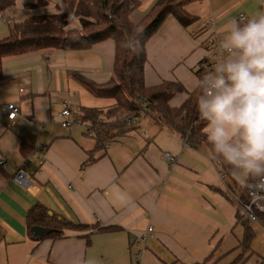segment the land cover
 <instances>
[{"label":"crops","instance_id":"obj_1","mask_svg":"<svg viewBox=\"0 0 264 264\" xmlns=\"http://www.w3.org/2000/svg\"><path fill=\"white\" fill-rule=\"evenodd\" d=\"M44 1L48 4L33 6L38 0H15L7 14L0 10V18L8 20L0 21V39L7 36L11 22L30 12H53L60 2ZM138 1L131 14L135 23L157 0ZM185 8L197 17L194 23L185 28L168 16L146 45L145 84L177 80L185 88L170 100L173 107L196 88L195 70L205 55L204 41L213 23L225 32L232 17L244 14L246 21L264 5L260 0H189ZM114 56L115 43L107 39L87 50L50 49L3 59L0 264H134L135 258L141 264H194L214 253L218 264H246L249 254L245 252L253 248L254 238L244 251L243 228L236 216L241 206L228 188L233 183L207 158L206 146L192 148L143 116L129 121L135 129L93 152L99 158L85 164L94 141L80 108H105L112 100L94 96L72 73L104 83L111 77ZM9 103L20 108L11 123L5 113ZM64 103L71 112L66 127L59 115ZM23 142L32 148L27 156L20 150ZM42 149L44 162L39 164ZM167 153L172 162L164 157ZM22 163L28 179L20 186L12 178ZM36 204L75 224L119 229L68 231L57 239L37 236L26 223L29 209ZM148 226L153 228L152 237L132 243ZM258 255L251 264L264 260V255Z\"/></svg>","mask_w":264,"mask_h":264},{"label":"trees","instance_id":"obj_2","mask_svg":"<svg viewBox=\"0 0 264 264\" xmlns=\"http://www.w3.org/2000/svg\"><path fill=\"white\" fill-rule=\"evenodd\" d=\"M188 1L157 0L137 23L131 20V14L139 7L138 0H60L54 5L53 12H30L22 19L11 22L7 36L0 39V77L3 73L4 58L50 49L87 50L96 43L112 39L115 43L114 65L111 77L106 82L97 83L79 72L72 73L73 78L94 96L112 100L105 108H80V117L87 126V134H93L94 141V151L88 153L85 164L99 158L93 156V152L102 150L106 144L135 129L130 127V122L143 116L153 119L170 133L185 139L192 148L206 146L204 122L196 109L200 90L195 88L188 93L180 106L173 107L170 100L185 92L180 81L164 80L154 86H147L144 80L147 42L166 18L173 16L185 28L197 20V17L185 8ZM41 4L48 2L38 0L33 6ZM14 5L15 0H0L1 13L7 14ZM28 6L30 8V5ZM69 13L73 16L71 20L68 18ZM137 39L138 54L131 51L136 47ZM195 74L198 80L202 79L206 76V67H197ZM31 149L25 142L21 144L23 156H27ZM213 162L219 166L221 173L232 181L233 187L228 186L229 190L235 195L239 193V196L246 200V189L237 184L218 161ZM257 215L258 221L264 226V213L258 212ZM236 216L237 222L243 228L240 246L245 251L250 247L254 232L250 221L239 215L238 209ZM26 223L29 228L41 226L50 229L49 234L42 236L50 239L61 238L68 231H92L97 228L96 225L75 224L41 204L29 209ZM118 229V226L111 225L98 227L95 232H112ZM209 258L210 256L194 264L217 262L210 263ZM258 264H264V260Z\"/></svg>","mask_w":264,"mask_h":264},{"label":"clouds","instance_id":"obj_3","mask_svg":"<svg viewBox=\"0 0 264 264\" xmlns=\"http://www.w3.org/2000/svg\"><path fill=\"white\" fill-rule=\"evenodd\" d=\"M131 51L138 54V39ZM218 54L214 71L195 85L207 158L225 167L256 202L264 199V10L243 23L232 20Z\"/></svg>","mask_w":264,"mask_h":264},{"label":"built area","instance_id":"obj_4","mask_svg":"<svg viewBox=\"0 0 264 264\" xmlns=\"http://www.w3.org/2000/svg\"><path fill=\"white\" fill-rule=\"evenodd\" d=\"M68 18L72 19L73 18L72 14L69 13ZM232 20L245 21V15L237 14L234 17H232L231 21ZM0 21L2 23H8V20L5 16H2L0 18ZM212 26H213V30L210 36L206 38L204 41L205 55L198 63V67H203V66L206 67V75L214 71L216 65L220 62V56L218 54V43L225 34V32L218 31L214 23ZM19 112H20V108L15 103H9L5 106L6 118L9 123L13 122L18 117ZM70 114H71L70 110L66 106V103H64L63 110L59 114L62 117V122H61L62 126L66 127L70 124V120H69ZM38 156H39L38 157L39 164H42L44 162L43 149L39 151ZM164 157H166L171 162L173 161L172 156L168 153L165 154ZM27 179H28V174L26 172V165L25 163H22V165L14 173L12 180L17 185L23 186L26 184ZM246 193H247L246 200L233 193L232 196L234 197L235 200L238 201V203L241 206L239 210V214L246 217L250 222H256L258 221L257 213L258 212L264 213V199H260L254 202V197L251 194L250 190L246 189ZM261 195H264V193H262ZM152 235H153V228L152 226H148L146 232L142 234L139 237V239H132V243L138 244L141 241H145L148 237H152ZM140 252H142V250ZM134 264H141V263L135 258Z\"/></svg>","mask_w":264,"mask_h":264},{"label":"rangeland","instance_id":"obj_5","mask_svg":"<svg viewBox=\"0 0 264 264\" xmlns=\"http://www.w3.org/2000/svg\"><path fill=\"white\" fill-rule=\"evenodd\" d=\"M71 20V19H70ZM188 33L191 37H193V32L188 30ZM253 229H254V239L252 241L253 248L250 249L249 251L245 252L246 254H249L248 260L246 264H251L255 260L256 257H258V253L264 255V226L256 221L252 223ZM251 244V245H252ZM215 254V253H214ZM210 256V263L214 262L215 258H217L215 255ZM219 259V258H217ZM219 260L217 261L216 264H218Z\"/></svg>","mask_w":264,"mask_h":264},{"label":"water","instance_id":"obj_6","mask_svg":"<svg viewBox=\"0 0 264 264\" xmlns=\"http://www.w3.org/2000/svg\"><path fill=\"white\" fill-rule=\"evenodd\" d=\"M32 231L34 235H37V236H43V235H47L50 233V229L41 227V226L32 227Z\"/></svg>","mask_w":264,"mask_h":264}]
</instances>
